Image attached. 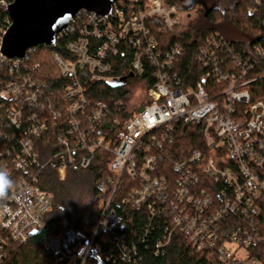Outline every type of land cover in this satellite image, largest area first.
I'll use <instances>...</instances> for the list:
<instances>
[{
    "label": "built area",
    "instance_id": "obj_1",
    "mask_svg": "<svg viewBox=\"0 0 264 264\" xmlns=\"http://www.w3.org/2000/svg\"><path fill=\"white\" fill-rule=\"evenodd\" d=\"M15 1L0 4L8 12ZM251 1L249 13L255 14L262 0ZM186 13L168 0H118L108 16L78 13L51 46L73 37L67 45L70 59L56 52L53 58L75 85L66 90L74 100L67 108L66 150L44 165L36 141L51 128L61 129L62 114L37 75L36 48L22 58L6 57L2 46L11 17L0 25V166L12 180L0 205V264L8 258L12 242L26 243L33 230L46 227L53 197L41 188L36 169L52 165L63 180L71 164L80 162L88 168L97 150L112 155L107 178L111 191L100 201L91 239L73 248L63 235L42 239V247L60 263L137 261L142 258L140 245L150 239L157 219L162 234L155 240L156 256L180 234L197 252H209L221 264H264V97L253 101L247 88L254 81L248 77L255 64L264 59V44L246 49L244 57L224 36L209 37L196 55L201 75L194 86H185L178 72L183 47L163 50L148 22L159 21L154 25L158 34L167 35L191 22ZM125 43L135 50L131 72L111 76L109 60ZM144 59L152 68L154 86L132 105L117 101L114 108L120 115H133L114 118L112 136L99 135L112 111L105 103L87 102L78 70L86 68L91 81L109 84L126 77L127 83L131 74L143 75ZM179 124L200 129L201 149L190 155L181 150L176 156ZM78 152L84 153L80 161ZM127 209L149 213L142 234H137L133 218L124 214ZM99 234L110 236V242L100 243Z\"/></svg>",
    "mask_w": 264,
    "mask_h": 264
},
{
    "label": "trees",
    "instance_id": "obj_2",
    "mask_svg": "<svg viewBox=\"0 0 264 264\" xmlns=\"http://www.w3.org/2000/svg\"><path fill=\"white\" fill-rule=\"evenodd\" d=\"M168 3L178 6L180 10H191L200 6L197 20L179 26L174 32L167 35L158 34L157 26L154 25L159 21L150 20L148 22L151 34L160 40L163 50H167L172 45L183 47L184 56L181 58L178 72L185 86H194L201 75V67L196 61V55L198 49L205 44L209 37L216 34L224 36L244 57L247 56L246 49L264 44V0H262L261 6L257 7L255 14L249 13L250 7L253 6L251 0H235L232 7L224 9H208L205 2L196 0H168ZM8 18V12L0 4V25H4ZM228 23L230 27L237 29L241 35L248 37L249 42L227 37L225 29ZM71 41H73L72 36L64 37L58 41L56 48L46 45L39 46L34 54L33 61L40 64L37 75L43 87L53 94L55 108L62 114L58 125L61 129L51 128L42 139L36 141V152L43 165L51 161L53 157L55 159L58 152L66 150L63 139L67 136L68 129L67 108L74 102L73 99L67 97L66 90L69 86L75 85V80L71 76L62 74L53 54L56 52L64 58L70 59L67 45ZM98 45L99 43L92 42V46ZM121 48L120 53L109 60L112 65L111 76H125L131 72L135 50L129 43L123 44ZM144 64L143 75L129 77L126 85L115 89L104 82L91 81L86 68L78 70V83L84 89L87 102L91 105L100 102L105 103L112 111L108 124L99 130V135H106V138L112 136L114 118L124 119L133 115V113L127 112L120 115L119 110L114 108L117 101L123 100L128 104L135 91L140 88L147 90L154 86L152 68L146 59H144ZM248 78L254 80L247 86L252 100L263 98L264 59L255 64L254 70ZM108 130H110L109 133ZM199 130L194 126L179 124L175 145L176 156L180 154L181 150H185L190 155L202 148ZM83 154V152L76 153L78 161ZM111 160V154L97 150L88 168H82L80 162L71 164L68 166L66 177L63 180L60 178L58 169L53 168L52 165L37 168L36 172L39 174L41 188L48 191L53 197L51 211L45 219L46 227L41 235L30 238L26 243L12 242L8 248V258L4 264H65L58 261L57 255L42 247V239L47 236L63 235L68 248H73L75 245L91 239L97 227V218L85 213L74 214L72 212L73 205L76 199L82 198L87 201L90 200V203L96 204L98 207L100 201L110 194L111 189L107 184V178L110 176L109 165ZM54 162L57 161L54 160ZM0 169H2L1 166ZM16 174L14 173V175ZM9 192L10 188L7 190L6 196L0 198V205L6 201ZM124 214L128 218H133L137 234H142L149 213L127 209ZM154 224L156 228L150 239L145 244H139L142 258L126 264H221L211 253L197 252L180 234H175L172 243L162 254L156 256L154 253L155 240L161 236L162 230L159 231L158 229V226L161 225L160 220L154 219ZM130 231L129 228L128 234L132 239L133 236ZM97 240L107 245L111 237L99 234Z\"/></svg>",
    "mask_w": 264,
    "mask_h": 264
},
{
    "label": "water",
    "instance_id": "obj_3",
    "mask_svg": "<svg viewBox=\"0 0 264 264\" xmlns=\"http://www.w3.org/2000/svg\"><path fill=\"white\" fill-rule=\"evenodd\" d=\"M118 0H16L8 9L12 25L3 40L2 52L10 58H22L26 52L39 46H53L57 36L64 33L82 10L108 16ZM133 77V74L130 75ZM127 78L108 85L119 88ZM143 108L139 109L142 112ZM33 230L31 238L41 235Z\"/></svg>",
    "mask_w": 264,
    "mask_h": 264
},
{
    "label": "rangeland",
    "instance_id": "obj_4",
    "mask_svg": "<svg viewBox=\"0 0 264 264\" xmlns=\"http://www.w3.org/2000/svg\"><path fill=\"white\" fill-rule=\"evenodd\" d=\"M196 1L205 2L206 0H196ZM234 1L235 0H224L222 8L224 9L227 7H232L234 5ZM199 7L200 6H196L194 9L187 10L186 15L191 16V22L197 20V18L199 17ZM225 35L233 40H243V42L246 43L249 42L248 37L241 35L237 29L230 27L229 23L226 26ZM143 92L144 90H142L141 88L135 91V94L132 96L133 98L131 99L129 104L132 105L136 103L138 99L143 95ZM73 206L74 207L72 209V212L76 215H81L85 213V214H89L90 216L98 218L100 213L99 205L97 207L96 204L90 203V200L87 201L86 199L84 200L82 198H78L76 199L75 204ZM244 255H246V253H244Z\"/></svg>",
    "mask_w": 264,
    "mask_h": 264
},
{
    "label": "clouds",
    "instance_id": "obj_5",
    "mask_svg": "<svg viewBox=\"0 0 264 264\" xmlns=\"http://www.w3.org/2000/svg\"><path fill=\"white\" fill-rule=\"evenodd\" d=\"M12 186V181L8 178L7 171L0 169V198L7 194V190Z\"/></svg>",
    "mask_w": 264,
    "mask_h": 264
},
{
    "label": "flooded vegetation",
    "instance_id": "obj_6",
    "mask_svg": "<svg viewBox=\"0 0 264 264\" xmlns=\"http://www.w3.org/2000/svg\"><path fill=\"white\" fill-rule=\"evenodd\" d=\"M205 6L208 9H221L224 3V0H206Z\"/></svg>",
    "mask_w": 264,
    "mask_h": 264
}]
</instances>
